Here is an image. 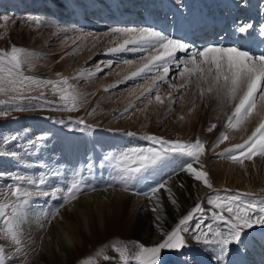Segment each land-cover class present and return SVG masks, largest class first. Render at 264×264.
<instances>
[{"label": "rangeland", "instance_id": "rangeland-1", "mask_svg": "<svg viewBox=\"0 0 264 264\" xmlns=\"http://www.w3.org/2000/svg\"><path fill=\"white\" fill-rule=\"evenodd\" d=\"M9 1L11 0H0V37H2L0 38V49H10L12 45H16L34 53L31 59L44 60L42 62L44 66L36 68L35 71L45 69V75L32 72L30 64L24 68L26 75L52 80L59 79L58 73L63 77H68L69 83L76 87L85 102L75 111L62 109V102L59 100L58 95L53 94L51 86L44 90V96L39 99L12 101L9 97L0 94V101L7 100L9 104L19 103L29 106L27 109L31 111L26 114L23 111H10L7 117H0V125L14 124L16 128L20 125L21 128H24V123L27 121L29 122V125H27L28 132L32 136L30 137L31 143L26 144L25 140H21L22 135L18 131L14 132L10 127H5L2 130L0 136V192L8 191L5 185L13 183L10 178L13 175L27 174L36 177L44 172L53 174L49 177L50 183L44 186L43 189L51 193L55 187H59V185L63 187L67 184L68 179L71 178L69 177V171L73 168L75 171L80 170L86 177L91 185L90 190L86 193H90L97 187L92 175L93 170L98 171L101 168L103 176L109 178V168L106 166L100 167V164L97 166L96 162H100L99 157L97 156L93 162L91 161L93 165L91 169L85 168L89 160L82 162L78 169L76 164L68 166L65 161L59 163L51 159L49 157L51 155L50 150L58 145H63L71 134L83 135L87 133L91 137L94 134L108 133L117 136L118 139L126 138L124 140L126 144L121 141L116 148L117 151L134 147L136 142L129 143V140L135 138L144 140L142 137L145 135L193 142L196 138H200L205 142L206 148L205 154L201 156L204 159L203 169L209 174L214 193L219 194L221 197L233 195L237 192L251 193L253 195L245 197V199H264V158L253 157L252 161L245 159L244 164L240 165L218 155L225 148L242 143L244 139H247V136L251 134V131L259 122V118L255 114L251 118V122L242 126L241 129L229 130L230 139L213 148L215 142L209 141L212 132H208L209 127L204 125L205 117L203 113L208 106L216 105L214 108H217L215 99L207 98L206 101L202 102L194 83L188 86L187 91L180 90L177 92L170 88V84L179 85L184 83L183 78L178 75L179 69L173 64L167 82L158 81L157 87L162 96H165L168 92H173V95L177 97V102L174 104L166 103L165 105L156 104L154 102L155 92L145 96H141V93L153 83L155 77L162 75V72L154 69L145 76L125 81L126 76H129L132 71H135L146 62L144 57L147 56V53L131 51L136 45H128V50L124 51H108L111 48L118 47L124 39L128 38L113 33L111 31L113 28L142 27H154L172 38L183 39L191 46L199 43L200 40L211 37L212 32V35L215 34L218 38L226 34L228 42L225 44L219 41H211L207 45H242L244 48L250 49L246 43L236 38L235 27L238 23L248 22L253 25L250 31L259 36H264V32L261 31L264 27V0H246V3H243L242 0H225L224 2L219 0L215 2L150 0L148 3L138 5L132 11V14L125 13L123 17L115 18L109 22L110 24H106L105 30L110 33L107 40L100 43V46L99 40L102 37L98 27L91 23L79 26L81 34L76 49L61 53L56 60L50 59V55L57 53L59 49L63 50L69 43H75L76 39L73 38V40L72 36L76 34V31L58 34L50 26L37 25L35 30L29 33L28 36L25 33L28 26H22L20 21L15 20V16L19 15L21 11L6 8ZM4 16L9 19L5 21ZM206 34H208V37L205 36ZM17 36H19L18 39ZM252 51L260 54L258 49ZM176 55L181 59L186 56L185 53L181 52ZM60 60L62 61L59 62ZM55 61H57L56 67L53 66ZM125 61H132L133 63L128 64ZM97 68H103V71L97 72ZM88 73H94V75L91 78H76L78 74L87 77ZM105 88L108 90L105 91ZM40 91L41 89H35L28 95L38 97ZM181 95H183V99L178 98ZM138 97L140 98L137 99ZM149 99H152L153 103L149 104ZM193 101H195L194 109ZM4 107V104H0V110ZM54 108L59 110H53ZM126 108L128 109L127 112L125 111ZM216 113L218 114L219 111L216 110ZM181 116L183 119L180 118ZM80 120H83L84 124L76 123ZM128 133L132 135H128ZM45 135L46 139L44 141L38 140L39 137ZM14 136L17 139L13 140L12 137ZM4 138H8V144L3 143ZM144 141L145 147L151 146L148 141ZM33 142H35V147H33ZM97 150L100 155V151L105 149L99 147ZM62 166L64 170H62ZM174 168L178 169V165L165 168L156 178L163 173L168 178L166 180L174 183V187H180V184H177L178 176H181L183 172L173 171ZM100 183L102 184V182ZM146 183L148 184L146 185ZM155 183L148 180L136 185L132 191L135 193L147 192L150 187L155 186ZM238 184L247 186V189H238ZM103 187L126 192L118 186L107 187V185H103ZM32 191L35 193L40 190L32 189ZM135 195L138 198H146L142 194ZM9 199H12L10 194ZM60 203H62L60 199H53L51 195L38 196L33 200L31 206H33V212L42 219L46 217L47 212ZM160 203L163 207L171 205L169 204L170 201ZM255 228L260 227L256 226L253 229ZM133 236H129L128 239L132 242H138L137 237ZM0 245L10 247L11 255H14V259L10 263L15 264L14 248L4 239H0ZM111 250V253L114 254L115 251ZM115 260V257H111L107 263Z\"/></svg>", "mask_w": 264, "mask_h": 264}, {"label": "snow or ice", "instance_id": "snow-or-ice-1", "mask_svg": "<svg viewBox=\"0 0 264 264\" xmlns=\"http://www.w3.org/2000/svg\"><path fill=\"white\" fill-rule=\"evenodd\" d=\"M246 3V0H242ZM64 7L73 13L75 12L74 0H63ZM7 21L9 18L4 16ZM30 23L36 25L46 24L41 17H30ZM253 25L248 22L238 23L235 32L241 38L249 36ZM113 33L127 36L118 47L111 48L109 52H119L128 50V45H136L131 51L146 52L144 57L146 62L132 71L125 81L145 76L154 69L162 72L153 79V83L144 89L141 96L155 92L154 102L165 105L177 102V97L173 92H168L162 96L157 87L158 81L167 82L171 65L175 64L179 69L178 75L183 78L184 83L169 87L179 92L187 91L188 86L195 84L199 91L201 101L212 98L217 101V111L226 120L222 131L213 144V148L230 139L229 130H239L242 126L251 122L254 116L259 118L251 134L242 143H237L225 148L218 153L219 156L230 159L240 165L244 160H253V157L264 158V52L254 53L249 48L241 46H206L196 48L185 42L183 39L172 38L154 27L142 28H113ZM264 32V27L261 29ZM2 38V37H0ZM185 53L184 58H178L177 53ZM34 53L23 47L12 45L10 49H0V94L9 97L12 101L24 99H39L44 96V90L51 86L53 94L58 95L62 102V109L68 111L78 110L85 102L84 98L77 91L76 87L69 83L68 77H63L59 73L58 80L44 79L26 75L24 68L30 64ZM132 64V61H125ZM110 67V65H109ZM97 72L103 68H97ZM94 73H88L87 77L78 74L77 79L91 78ZM194 78V79H193ZM35 89H41L38 97L30 94ZM105 91L108 89L105 88ZM138 97L137 99H139ZM183 99V95L178 97ZM153 103L149 99V104ZM5 107L0 110V117H7L10 111H24L27 107L19 103L9 104L7 100L0 101ZM35 107V106H31ZM195 101H193V109ZM231 107V113L228 109ZM59 110V109H53ZM127 112L128 109L126 108ZM183 119V117H180ZM220 118L219 116L217 117ZM62 123V121H61ZM84 124L83 120L77 121ZM217 125L215 123L207 129L212 132ZM83 130V129H81ZM246 130V128H245ZM128 135H132L128 133ZM13 140L17 137H12ZM45 136L38 138L44 141ZM142 139L149 142L151 146H135L123 150L110 152L101 161V167L109 168V180L107 187H120L123 191L131 192L136 185L148 180H154L165 168L178 165V169L173 171L186 172L195 181L201 182L210 192L204 201L197 202L186 215L179 219L170 231H165L159 223L162 220L160 215L155 216L156 226L161 235L165 238L154 246H145L140 242H135L137 249L132 253L127 243L120 242L113 244L112 248L119 254L122 264H164L162 251L180 252L188 248L189 244L186 234H190L201 250L209 255L210 260L216 264H222L226 257H229L230 250L239 251V247L232 246L245 245L249 239L247 230L256 226L264 227V199H245L251 193L237 192L233 195L221 197L214 193L213 184L209 174L203 170L204 164L200 158L206 152L205 142L200 138L195 141L170 140L156 135H145ZM4 144H8V138L3 139ZM33 142V147H35ZM14 155V154H13ZM199 164V169L194 167ZM92 162L89 161L85 168L91 169ZM51 173H40L33 177L27 174H16L11 176L12 184L5 185L7 192H0V239L7 240L14 248V254H21L24 248V226L28 221V214L31 212V204L38 196H49L53 199H60L62 203L46 213L47 222L60 216V209L72 204L79 199V196L88 190L91 185L80 170L72 173L67 184L63 187H55L51 193L43 190L44 186L50 183ZM168 180L162 179L149 188V191L142 194L150 201H156L151 208L153 213H157L162 208L159 193L164 189L173 205H177L171 188L167 186ZM32 189H39L33 192ZM9 194L12 199H9ZM214 197V198H213ZM209 206L205 208L203 205ZM209 213L211 215L209 216ZM63 219V217H60ZM210 219V223H205ZM196 220L195 229L190 226V222ZM41 227H44L41 224ZM131 243V242H129ZM107 247V246H104ZM104 247L100 248L94 256H89L78 261V264H98V258L110 259L104 254ZM14 255H10L5 245H0V264H9L13 261ZM183 264H189L187 260ZM230 264V262H229Z\"/></svg>", "mask_w": 264, "mask_h": 264}, {"label": "bare ground", "instance_id": "bare-ground-1", "mask_svg": "<svg viewBox=\"0 0 264 264\" xmlns=\"http://www.w3.org/2000/svg\"><path fill=\"white\" fill-rule=\"evenodd\" d=\"M191 1L215 2L216 0ZM219 1L224 2L225 0ZM148 2L150 0H74L75 5H77L74 13L64 7L63 0H11L7 3L6 8L21 11L19 15L15 16V20L20 21L22 26H28L25 32L28 36L37 27L36 24L29 22L30 17H41L47 22L41 25L52 27L53 31L58 34L76 31V34L72 36V39H76L75 43H69L63 50L59 49L57 53L50 55V59L56 60L61 53L76 49V44L79 42L81 34L79 26L91 23L98 27L102 37L99 40L100 46V43L107 40L110 33L105 30L106 24H110L109 22L115 18L123 17L125 13L132 14V11L138 5ZM249 13L252 14L251 11ZM250 33L249 36L243 38L236 33V38L246 43L251 50L258 49L259 53L264 52V36H259L252 31ZM212 34L213 32L210 34L211 37L200 40L193 47H206L211 41H219L224 44L228 42L226 34H223L220 38ZM19 36H17V39ZM205 36L208 37V34ZM43 61L31 59L30 68L32 72L45 75V69L35 71L36 68L44 66L42 64ZM53 66H57V61L53 63ZM214 106L216 105L208 106L203 113L206 127H210L213 123L217 125L212 131L210 142H216L220 133L225 129L223 125L226 117L221 113L217 114V108H214ZM230 109H228V114L231 112ZM29 112H31L29 109L23 111L24 114ZM218 116L220 117L219 119L217 118ZM24 124V128H21V125L16 128L14 124H1L0 136L5 127H10L14 132L18 131L22 135V141L25 140L26 144H30V137L32 136L28 132L27 125H29V122L26 121ZM125 139H118L117 136L108 133L94 134L91 137L87 133L83 135L71 134L63 145H58L50 150L51 155L49 157L59 163L60 161H65L68 166L76 164L79 169L82 162L84 163L86 160L93 162L95 157L98 156L100 162L97 161L96 163L97 166L100 164L101 167L103 157L110 152L117 151L116 148L121 141L125 143ZM132 141L136 142L135 146L145 145V141L139 138L129 140V143H133ZM99 147L105 149L100 151V155L97 150ZM200 160L204 164V159L201 158ZM96 163L94 162V164ZM194 167L199 169L200 165L196 164ZM61 168L64 170L63 166ZM74 171L75 169H70L69 177ZM92 173L94 181L97 183L96 189L90 193L83 192L77 201L61 208L60 216L52 220L50 224L47 222L46 217L40 219L33 212V206H31L28 221L24 226L23 252L15 254V264H78L79 260L94 256L104 246H107L104 247V254L110 258L115 257L116 260L107 263L108 260L100 257L98 258V264H121L119 254L117 252L111 253L113 244L127 243L130 251L134 253L137 250L134 246L135 241L129 240V236H136V239L139 240L138 242L145 246H154L160 243L165 237L154 226L157 223L155 221L156 215L162 217L159 223L164 230L170 231L178 223L179 219L186 215L197 202L204 201V198L209 195L207 187L201 182L195 181L186 172H183L181 176H178L177 184H180V187H174V183L169 180L167 184L178 202L177 205L172 203H169L171 204L170 206L165 205L163 207L162 205V208L157 213H153L151 208L156 201L138 198L133 194L134 191L122 192L104 188L103 185H107L109 178L103 176L101 168L98 171L93 170ZM162 179L168 178L162 173L160 177L156 178L155 181L151 180V182H158ZM237 188L244 190L247 189V186L238 184ZM158 195L160 202L170 201L168 193L164 189H161ZM203 206L205 208L209 207L206 202ZM210 215L211 213H209ZM60 217H63V219ZM196 223V220L190 222L193 230ZM205 223H210V220L206 219ZM41 224L44 227H41ZM247 233L249 239L246 244L232 246V248L239 247V251L230 250L229 257H226L222 264H229V262L230 264H264V227L249 229ZM186 239L189 244L188 248L182 249L180 252L162 251L164 264H183L185 260L189 264H216V261L210 260L209 255L201 250V247L195 243L190 234H186ZM5 246L11 255L10 247ZM9 264L11 263L9 262Z\"/></svg>", "mask_w": 264, "mask_h": 264}]
</instances>
